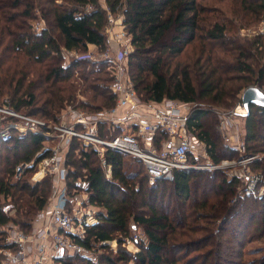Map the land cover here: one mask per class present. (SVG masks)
Returning a JSON list of instances; mask_svg holds the SVG:
<instances>
[{"label": "trees", "instance_id": "1", "mask_svg": "<svg viewBox=\"0 0 264 264\" xmlns=\"http://www.w3.org/2000/svg\"><path fill=\"white\" fill-rule=\"evenodd\" d=\"M104 2L106 6L99 0H0V103L8 98L15 110L46 120H55L66 105L87 112L113 106V78L107 63L88 59L69 63L65 52L85 53L89 45L104 50L108 13L119 14L131 35L133 50L127 64L137 95L144 102L189 103L188 128L218 162L216 140L203 125L208 110L199 105L231 106L240 101L242 88L260 86L264 31L241 38L233 21H240L239 28L260 22L264 0ZM37 18L45 22L39 33L30 24ZM245 130L247 154H263L253 163L263 176L261 186L264 107L250 106ZM44 140L39 134L14 132L10 142H0V248L6 247L4 226L16 225L28 232L48 204L51 178L34 183L11 179L15 166L30 162ZM47 155L44 152L36 161ZM124 156L114 150L105 154L111 166V177L106 178L95 152L71 142L65 159L67 190L85 191L89 202L99 207L97 222L86 228L83 239L75 240L93 253L103 251L95 252L96 258L65 255L56 259L57 264H243L245 239L264 236V193L236 196L235 178L196 170L176 169L171 178L149 184L142 162ZM200 185L204 194L210 191L218 197L195 202L192 195ZM234 196L237 201L229 204ZM189 209L197 214L189 215ZM138 225L147 242L135 241L139 251L133 253L122 244ZM113 240L118 245L115 252L108 246ZM249 264H264V254Z\"/></svg>", "mask_w": 264, "mask_h": 264}, {"label": "built area", "instance_id": "2", "mask_svg": "<svg viewBox=\"0 0 264 264\" xmlns=\"http://www.w3.org/2000/svg\"><path fill=\"white\" fill-rule=\"evenodd\" d=\"M91 7H87L89 10ZM114 18L108 13L105 35L107 45L102 51L88 46L87 52L66 51L67 61L88 59L107 63L113 84L114 104L97 112H87L70 105L63 108L53 121L25 114L10 106L8 98L0 103V142L8 143L14 132L20 136L42 135L44 143L30 162L15 166L14 180L22 178L30 167L37 169L32 179L39 181L45 175L53 178V188L47 204L39 214L40 225L25 232L16 225L3 227L5 248H0V264H57L63 255H83L92 258V251L86 250L75 238L83 239L86 228L97 222L99 209L89 202L88 196H78L68 191L65 164L66 154L72 141L84 148H91L97 155L105 177H111V166L106 163L109 150L120 152L142 162L143 168L153 182L171 175L176 169L202 170L201 160L208 158L206 144L193 134L187 125L192 106L189 103L163 99L160 102H144L137 95L128 73L127 58L133 50L131 35L120 22L122 15ZM118 25L119 29L114 30ZM32 26L39 33L43 27ZM116 48H112V44ZM44 152L38 161L37 158ZM252 155L245 161H257ZM261 159V158H260ZM248 183L246 196L260 197L264 193L261 173L241 175ZM83 197V198H82ZM134 238V239H133ZM134 240V241H133ZM137 237L127 238L133 244Z\"/></svg>", "mask_w": 264, "mask_h": 264}, {"label": "rangeland", "instance_id": "3", "mask_svg": "<svg viewBox=\"0 0 264 264\" xmlns=\"http://www.w3.org/2000/svg\"><path fill=\"white\" fill-rule=\"evenodd\" d=\"M99 2L101 3L102 6H106L104 0H99ZM118 15L119 14H115V15H113V17L117 18L116 16H118ZM122 20H123V16H122L120 22L117 21V24L121 23ZM30 24H32L35 27L40 26L41 28L45 26V22L41 18L31 20ZM233 24L236 27V32L238 33V35L241 38H246V39L247 38H253L254 36H257L258 34H262L264 31V19H262L260 22H252L251 24L243 25V28H239L240 21H238V20H234ZM118 29H119V26L115 25L114 30H118ZM106 37H107V35H106ZM112 46H113L112 48H116L115 43H113ZM262 63H263V59L260 61V64H262ZM127 67H128V64H127ZM128 73H129V70H128ZM112 84H113V81L111 83V86H112ZM259 85H260L259 88L264 91V79L261 80ZM250 86H252V85H250ZM253 86H257V84L253 85ZM243 90L244 89L242 88V90L238 94V98H240V101L234 102L231 106H224V105L214 106V105H210V103H207V102H200L201 104L199 105V106H201V108L208 110V114L203 118V125L206 128V130L208 131V133L216 140V144L218 147L217 150L220 152L219 154L218 153L217 154H218V156H220V160L218 162H213L211 157H210V154L208 153V158L205 160H201L200 162H198V164H202L203 167L204 166H209V167H204V169L196 170V171H204V172H209V173L215 172L218 175L221 174V176L224 177L226 180H231L232 178H235L238 181V183L236 184V188H237L236 189V194H237L236 196H240V194L245 195L244 189L246 188L247 183H248L245 179H243L240 176L248 174L249 172L250 173H258V171H255L256 169L253 166V163L259 162L263 158V154L259 152V153L254 154L255 156H258L257 161H253V162L252 161H245L247 158L249 159L252 155L247 154L246 144H245V134H246V130H245V115L246 114L245 113H246V110L244 109L242 102H241V93ZM4 96L10 97L9 95H4ZM66 106H68V105H66ZM101 109H103V108H101ZM22 110L26 111L23 108H22ZM58 114H57V116H58ZM44 120H46V119H44ZM46 121L51 122L53 120H46ZM45 145L51 146L52 141H50L48 143L43 142L42 146H45ZM81 148H82V146H81ZM6 153H7V151H5V155H6ZM124 158L127 160L132 159L130 156H124ZM36 169H37V164L35 167L34 166L31 167L30 170L27 169L26 172L23 174L22 179H26L30 183L36 182L32 179L33 173ZM136 170H139V169H137V167H136ZM143 174L144 173L142 171L141 175H143ZM47 177L51 178V180L53 182V178L51 175H45L40 180H43L44 178H47ZM166 177L171 178V175H168ZM11 179L13 181H15L13 176ZM151 183L152 182L149 181V184H151ZM202 183L203 182H200V184H202ZM263 184H261V185H263ZM259 187H260V183L257 184L256 191L259 190ZM214 189H215V187H214ZM204 190H206V189L202 185H200V187H198V189H196L194 191L192 198L195 202H201L206 197H210L211 200L212 199L214 200L218 197L210 191H207V193L204 194L203 193ZM74 191L75 190H71V192H74ZM50 194H51V192H50ZM75 194H77L80 197L86 196V195L88 196V194L85 191L79 190V189L77 190V192ZM235 201H237V197L234 196V197L229 198V204H234ZM49 203L51 204V201L48 199V204ZM172 204H173V206H175L174 203H172ZM96 208L99 209V207H96ZM13 212H14V210L10 213L12 214ZM187 213H189V215H191V214L195 215V214H197V211L189 209V210H187ZM38 214L33 219V225L34 226H37V224L40 223V222L36 221V220L40 221ZM130 224L132 226L134 224V222H131ZM130 236L131 237H137V240H136L137 242H139V241L143 242V243L147 242L144 231H143L142 227L139 225L136 228L132 227L130 229ZM130 236L128 238H131ZM232 245L233 244H231L230 246H232ZM108 246H109V250H111L113 252H115L118 248L116 240L110 241ZM122 246L127 251H130L133 253L139 251V247L136 243L133 242V244H131L128 241H126V239L124 240V243L122 244ZM102 251H103V249H100V248L98 250H95V252L99 253V254L102 253ZM95 252L91 254L92 258H96ZM263 254H264V236H262L261 238H258V239L257 238L253 239L251 241H248V238L245 239L244 247H243V254L241 257V262H243V264H249L252 261L260 258ZM63 256H65V255H63Z\"/></svg>", "mask_w": 264, "mask_h": 264}, {"label": "water", "instance_id": "4", "mask_svg": "<svg viewBox=\"0 0 264 264\" xmlns=\"http://www.w3.org/2000/svg\"><path fill=\"white\" fill-rule=\"evenodd\" d=\"M241 102L247 114L251 105L264 107V91L257 86H248L241 93Z\"/></svg>", "mask_w": 264, "mask_h": 264}, {"label": "crops", "instance_id": "5", "mask_svg": "<svg viewBox=\"0 0 264 264\" xmlns=\"http://www.w3.org/2000/svg\"><path fill=\"white\" fill-rule=\"evenodd\" d=\"M36 221L39 222L38 220H36ZM37 222H36V223H37ZM39 224H40V223H39ZM39 224H37V226H38ZM35 225H36V224H35ZM34 227H36V226H34Z\"/></svg>", "mask_w": 264, "mask_h": 264}]
</instances>
